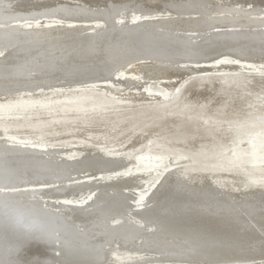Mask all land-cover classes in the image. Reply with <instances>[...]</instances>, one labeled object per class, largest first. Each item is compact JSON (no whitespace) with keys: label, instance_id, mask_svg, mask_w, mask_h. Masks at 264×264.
<instances>
[{"label":"bare ground","instance_id":"obj_1","mask_svg":"<svg viewBox=\"0 0 264 264\" xmlns=\"http://www.w3.org/2000/svg\"><path fill=\"white\" fill-rule=\"evenodd\" d=\"M104 1L111 6V12L100 14V16H104L102 19L104 22L98 25L79 23L77 19V22L71 23L64 21L34 23L35 21H29L30 17L36 18L51 8L65 5L61 0H0V67L2 66L0 73L15 70L17 66L22 65L19 62L25 61V66L32 61V63H39L35 65V68L45 69L49 72L48 75H56L62 80V85L53 89L38 90L33 94H22L6 99L0 98V136L2 137L0 141L3 143L0 144L1 149L16 151L15 154H24L26 150H29V154H33L35 150L38 151L36 156H29V159L25 155L18 158L12 156L3 158L0 155V167L10 169L20 180L29 182V186L25 184L16 187L14 191L22 194H34L41 208L58 213L60 217L57 229L59 242L53 243L38 237L20 240L16 258L19 264H56L59 261L55 259L57 248L62 253L60 259L64 261V264H169L167 260L174 258L175 255L180 259L189 256L195 261L182 264L233 262L231 256L235 258L239 255L240 249L242 250L240 245L249 238L256 239L257 234L261 235V232L250 230L249 226H245L247 224L245 220L241 224L239 223V226L243 227H232V224L228 223L229 218L238 213L245 214L251 211L264 222V58L252 63L220 59L218 61L220 66L209 68L157 63L155 64L156 69L149 68L148 70L152 73H159L162 67L167 71H174V77H183V82L173 101L167 99L168 97L166 99L164 96L162 97V93L159 92H163V90L157 87L149 88V91L160 94L161 101L158 102L157 99L156 104L153 105H148L151 102L145 103V105L138 104V107H133L132 111L127 112L125 110L122 112V108H119L121 110L119 111L116 107L118 110L116 113H111V110L98 112L91 110L106 108L107 103H111V106L115 103H119L116 106H127V103L124 102L130 97H115V94L124 88L123 84L127 81L137 82L146 78L145 75L142 77L138 75L143 69L138 70V74L135 73L138 76L129 74L126 69L118 73L117 80L123 84H112L113 93L110 95L107 93L111 86L107 87L103 82L96 85L79 86L76 83V85L72 84L71 79L80 81L86 78L88 72L92 70V67L95 68L98 65L102 57L111 56L114 40L119 36L126 35L125 39L130 37L124 46L130 45L132 49H137V52L157 54L165 50L164 44L167 41L177 40L180 42L186 39L190 42L193 40L199 42L198 46H193V50H198V48L208 47L210 43L219 42L223 39L222 35L228 33L243 34V36H245L244 34L264 35V8H261L264 7V0ZM119 1L124 4H118ZM132 4L137 6L138 10H135L137 13L144 11L146 6L152 5L155 8H168L163 11L170 10L174 15L169 14L167 18L159 15L150 17L151 19L137 14L129 16V10L126 9H130L127 8V5ZM198 9L202 11L200 12ZM183 10L185 12H182ZM114 14H119V17L114 19ZM93 15L98 17L99 14ZM90 17L84 15L83 19L86 21ZM23 19L26 20L22 21ZM17 20L21 21L17 22ZM73 34L75 35L72 36ZM198 38H201V41L197 40ZM215 45L217 46V44ZM222 46L224 45L222 44ZM10 64L11 66H8ZM158 65H160V69H158ZM216 67L218 69L234 68L237 71L231 73L219 70L217 73H207ZM4 77L0 75V86L5 83ZM213 79L221 81L220 84L223 85L224 93L221 95V99L216 100L217 103L206 102L205 105L199 107V111L196 110L202 112L200 116L186 119L190 124L198 125L205 130L206 143L210 142V144L204 143L199 146V143L200 149L196 148L198 154L195 153L191 158H182L176 155L174 159L181 162L176 168L173 166L167 168L168 170L163 169V159L167 156L166 151L148 153L146 157L154 156L151 160H144L143 155H139V158H136L140 161L139 168L123 171L130 165L128 151L122 157L123 152L109 150L107 147L101 146L98 147V152L95 154H84V152L82 154L80 151L78 152V148L69 153H58L53 145L54 139L60 132L63 130L74 131L81 124H105V121L115 117L124 116L125 118V115L142 117L148 112L152 114L159 112L160 114L170 108V110L185 114L191 110L189 106L194 103L180 105L181 97L190 91L188 89L197 92V85L195 86L197 82H207L206 85H208L209 81L212 82ZM206 85L203 86V89ZM78 95L90 97L93 99V103L82 104L79 101L70 100L66 104H56L57 107L49 110L50 113H48L49 111L39 112L41 107L38 105L51 97L70 98ZM131 95L133 96V94ZM126 130V128L119 129L113 134L125 133ZM33 133L36 136L45 137V143H40L42 139L39 137L38 144L28 141V137ZM204 134H201L203 139ZM249 136L251 141L244 142L243 140ZM172 141L178 146L184 142H193L192 137L184 138V136L173 138ZM258 142L263 143L256 145ZM248 143H252L254 146L250 147ZM142 146L145 145L142 144ZM227 147H230L231 151L225 154L224 150ZM171 149H173V145ZM31 150L34 151L31 152ZM170 152L174 154L172 151ZM62 161L72 162L76 165L93 164L95 167H100V171L111 168L117 172H115L116 175L111 174L112 176L109 177L100 175L93 178V181L88 183L89 186L48 185L50 184L48 180L45 181L48 175H44L47 173L41 171V167L43 166L42 168L45 170L51 168V172L54 168L55 172L65 173L66 167ZM73 177L75 178V176ZM155 178L157 181H154ZM87 189L92 190V193L86 198L70 200L71 196L77 193L82 192L81 194L84 195V190ZM133 189L136 191H132ZM139 190H142L143 193L137 194ZM147 192L149 193L147 194ZM138 197L141 199L138 200ZM136 199L138 201H135ZM260 241L262 242L264 239L258 240V242ZM250 244H248L247 250L254 248ZM212 252L215 253V256L209 257ZM262 252L264 253V251ZM243 260L237 258L236 263L228 264H264V262H253V259L247 260V262L253 263Z\"/></svg>","mask_w":264,"mask_h":264},{"label":"rangeland","instance_id":"obj_2","mask_svg":"<svg viewBox=\"0 0 264 264\" xmlns=\"http://www.w3.org/2000/svg\"><path fill=\"white\" fill-rule=\"evenodd\" d=\"M56 1H58V0H56ZM61 1L65 5L59 6L58 8H51L46 13L43 12L42 14L37 16L36 18L35 17H30L29 21H33V22L35 21L34 23H40V22L49 23V22H55V21L56 22L57 21H64L65 23H71V22H77V20H78L79 23L86 22V23H90V24H98V25H100V24H102V22H104L102 20L104 16L102 17V16H100V14L104 15V14H109L111 12V6L108 4V2H106L104 0H61ZM120 3H121V1H119L118 4H120ZM118 4H117V6H118ZM121 4L123 5L124 3H121ZM132 5H127L128 6L127 8H130V9H126V10H129V12H128L129 16H134V14H137V15H142V17H144V18L151 19L150 17H155V16H159V15H160V17H166V18L169 16V14L170 15H174V13L172 11H170V10L163 11L164 9H168V8H164V7L155 8L152 5L146 6L144 8L145 9L144 11H140L139 13H137V12H135V10H138L137 6L136 5L132 6ZM157 6H159V5H157ZM83 8H85V9L83 10ZM261 8L263 9L264 7H261ZM198 10H200V12L202 11L201 9H198ZM60 12H61V15H60ZM112 12L114 13L115 11L113 10ZM182 12H185V11L183 10ZM93 14H99V15H98V17H95V15H93ZM84 15H88L89 17L90 16L91 17L88 18L85 21V19H83ZM118 15L119 14L115 15L114 19L118 18L119 17ZM71 19H72V21H71ZM24 20H26V19H23L22 21H24ZM157 20H159V19H157ZM19 21H21V20H17V22H19ZM74 35L75 34H73L72 36H74ZM244 35L245 36H243V34H229L228 33V34L222 35L223 39L220 40L219 42H216V43L213 42L214 44L210 43V45L208 44L209 45L208 47L203 46L205 48H198V50H193V48H194L193 46H198L197 43L199 44V42H194L193 40H191L190 42H188L186 39L182 40L180 42H178L177 40L176 41H167V42H165L166 44H164L165 45V50H162L161 52H159L157 54H151V53L150 54H146V53H143V52H137L138 50L137 49H132L130 45L129 46L128 45L124 46V43L129 41L130 37H127L125 39L124 36H126V35L119 36V37H117L116 40H114L113 47H112V55L111 56L107 55V57H109V58H107L106 55H105L104 57H102L100 59V61L98 62V65H96L95 68L92 67V70L90 72H88L89 74L86 76V78L81 79L82 81L81 80L77 81L76 79L72 78L71 79L72 80L71 83L74 84V85L77 84V85L80 86V85H87V84L96 85V84H100V83L103 82V84H105L107 87L111 86L109 88L110 89L109 92L107 93V95H110L111 93H113L112 92L113 90L111 89L112 88V84H114V83L117 84V85H119L120 83L123 84L121 81L117 80V78H118L117 74L118 73H121V72L124 71V69H126V71L129 74L136 75L135 73H137L138 70L143 69L140 74H138V73L137 74L139 75V77H142V76L145 75V77L147 79L146 78H142V81L139 80L137 82H132L133 80L129 81V82L127 81V83L123 84L124 88H121L122 90H119V91L116 90L117 93L115 94V97H125V96L130 97V99H128L129 101L124 99L125 100L124 103H127V106H123V107L122 106H116V104L118 105L119 103H115V104L112 103L114 105L111 106V103H107L106 104L107 105L106 108L94 109V110L90 109V110L91 111H95L96 110V112H98L100 110L101 111H106V110L110 111L111 110L110 111L111 113H116L118 110L119 111L122 110V112H124L123 110H125V112L130 111V110L132 111L131 108L138 107V104L145 105V103H149V102H151V103L148 104V105L156 104V100L157 99H158V102L161 101L160 100V98H161L160 94H158V92L149 91V88H155V87H157L158 89L163 90V92H159V93H162V97L164 96L165 99L168 97L167 99H171L173 101L175 95L179 91L180 85L183 82V80H182L183 77H181V78L180 77H174L175 76L174 71L173 72L172 71H167L165 68L163 69L162 67L160 69V67H159L160 65H158V67H159L158 69L161 70V72H159V73H156V72L152 73V72H150V70H148L149 68H151V70H152V68L156 69L157 66H155V64H157V63L160 64V62L161 63L163 62V64H169V65L172 64L174 66H179V65L183 64V65H189V67H203V66H205V68H207V67L209 68V67H214V66H218V65L220 66V64L218 62V61H220V59H224V60L232 59V60H235V61H239L241 63L242 62H245V63L246 62H250V63H252V62H257V61L263 59L264 58V54H263L264 53V35H261V34H258V35L244 34ZM199 36H202V35H199ZM260 36H261V39H260ZM236 38H237V40H236ZM197 40L201 41V38H198ZM193 44H195V45H193ZM215 44H217V46ZM222 44L224 46H222ZM169 45H171V46H169ZM212 47H214V48H212ZM235 47L236 48L238 47V48L236 49ZM139 50H141V49H139ZM183 50H184V52H183ZM251 51H252V53H251ZM255 53L256 54L258 53V55H256ZM222 55H223V57H222ZM259 56H260V58H259ZM178 57H180V58H178ZM178 60H179V62H178ZM214 60L215 61L217 60L216 62H218V63L216 64V62ZM209 62H211V63H209ZM24 63L26 64L25 61L24 62H19V64H22V65L17 66V68L15 70L13 69V70H9L8 72L4 71L5 73H0V75L2 77L5 76L4 79H3L5 81V83H4V85L0 86V98L6 99V98L14 97V96H19V95H22V94H28V93L33 94V93L37 92L38 90L42 91V90H47V89H53V88L59 86L60 84L62 85V82H61L62 80H61V78L59 79L58 76H56V75L53 76L52 74L48 75L49 72L46 71L45 69H40L39 67L35 68V65L39 64L38 62L37 63H35V62L32 63V61H31V63L33 65L31 63H27L28 65H25V66H24ZM212 63H214V64H212ZM8 66H11V64L8 65ZM0 68H2V66ZM3 69H5V68H3ZM219 70L221 72H231V73L237 71V69H234V68L229 69V68H225L224 67V68L218 69V67H216V68L212 69V71H214V72L208 71L207 73H217V72H219ZM138 75H136V76H138ZM156 76L158 78H155ZM109 80H110V82H109ZM155 81H157V82H155ZM220 82H219V80L214 81V79L212 80V82L209 81L208 85H206L207 82H201V81L199 83L197 82L195 84V86L197 85L196 90L199 91V92L197 91L198 94H196L197 93L196 91H195L196 92L195 93V92H193L194 90L191 91L192 89H188L190 91H187L186 95L181 97V101H180L179 104L180 105H184L185 103L186 104L194 103V105L193 104L190 105L189 109H191V110L187 111V113L185 112V114L184 113L182 114L181 112H176V110L175 111L170 110L171 109L170 108L169 109L170 111L166 110V111H163V113L160 112V114H159V112H157V113L153 112V114L148 112V113H145V115L143 114L142 117L141 116L132 117V116H129V115H125V118H124V116L123 117H119V118L115 117L116 118V119L114 118L115 120L114 119H110L108 121H105V124H99V123L98 124L88 123L87 125L86 124H81V125H79L77 127L78 129H76L74 131H67V130L64 131L63 130L62 132H60L58 134V136H56L57 138L54 139L53 145H54V147H55V149H56V151L58 153H69V152H71V150L74 149V151H76L75 148H78V152L80 151V153H82V154H83V152H84V154H88V153L95 154L96 152H98L97 149L100 146L101 147H107V149H109V150H118L119 152L121 151V153L123 152L121 157L124 154L126 155L129 152L130 156H128V160H130L129 161L130 165L128 167H126V169H123V171H125V170L127 171V169L129 171L138 169L139 165H140L139 164L140 161H138L136 158H139V155L140 156L143 155L142 158H144V160H148V159L151 160V158H154V156L153 155H148L146 157V155L148 153L154 154V153H156L158 151H160L159 153H161L163 151H166L167 156L163 159V167L164 168L163 167H161V168L167 169V168H170V167H173V166L176 168V167H178V164L181 163V162H178V161H176L174 159V157L176 155H178V156H180L182 158H184V157L191 158V157L194 156L195 153L198 154L196 148L197 147L199 148V146H201L202 144L207 142V140L205 139V134H204L205 130L202 129L198 125L190 124L186 119H189V118L195 117V116H200L202 112H198L199 111V107L205 105L206 102L213 101L214 103H217L216 100L221 99V95L224 93V90L222 89L223 85L220 84ZM161 84H164L165 86L161 85ZM153 85H155V86H153ZM205 85H206V87L203 89V86H205ZM131 94H133L134 98H133V96ZM81 98H82V100H80ZM212 98L215 99V100H213ZM70 100L71 101L75 100L77 102L79 101L82 104H91V103H93V99H91L90 97H85V96H81V95L80 96L78 95L77 97H70V98L69 97H63V98L51 97L50 99L45 100V101H43L42 103H40L38 105V106L41 107L39 109V112L40 111H49V110L54 109L55 107H57L56 104H58V105H59V103H65L66 104ZM182 100H184V101H182ZM185 100H186V102H185ZM109 107H111V108H109ZM115 107L118 108V110ZM119 108L120 109L122 108V109L120 110ZM197 109H198V111H196ZM50 112L51 111H49L48 113H50ZM172 112H174V113L172 114ZM67 113L69 114L70 112H67ZM144 116H146V117L143 118ZM153 116H155V117H153ZM159 116H160V118H159ZM165 121H166V123H165ZM170 123H172V124H170ZM107 124L108 125L110 124L112 126H110V125L108 126ZM136 124H137V127H136ZM122 125H124V126H122ZM123 128L127 129L125 133L121 132V133H118V134H113L115 131H118L119 129L121 130ZM152 128H153V130H152ZM143 129H145V130H143ZM164 130H165V132H164ZM177 130H179V131H177ZM157 131H158V133H157ZM179 133H181V134H179ZM202 133L204 134L203 136H204L205 140L203 139V137L201 135ZM130 134H132V135H130ZM157 134H159V135H157ZM161 134H163V135H161ZM114 135H116V136H114ZM168 135H169V137H168ZM178 136L180 138H182L183 136H184V138L192 137V140H193L194 143L189 141V142H186V143L184 142L180 146L175 145V143L172 140H173V138H179ZM38 137L40 139H42L41 142H40V139ZM83 137H86V138H83ZM3 138L7 139L8 137H3ZM91 138H92V140H91ZM249 138H250V136L248 138L244 139L243 141L244 142L251 141V138L250 139ZM1 139H2V137L0 136V140ZM28 139H29L28 141H30L33 144L34 143L38 144L39 142L40 143H42V142L45 143V141H46L45 137H41L40 135L36 136L35 133L30 135L28 137ZM120 140H122V141L120 142ZM83 142H85V143H83ZM125 142H127V143H125ZM155 142H157V143H155ZM149 143H150V145H149ZM190 143H191V145H190ZM261 143H263V142H258V143H256V145H260ZM0 144L1 145L3 144L2 141H0ZM9 144H12V143H9ZM113 144H114V146H113ZM142 144L145 145V146H142ZM184 144H185V146H184ZM198 144H199V146H198ZM206 144H210V142L206 143ZM172 145H173V149H171ZM248 145L250 147L254 146L252 143H248ZM117 146L120 147L121 149L118 148ZM140 146L142 147V150H141ZM1 147L2 146H0V155L3 158H8V157L10 158L11 156L18 158V157H21V156L25 155V157L27 159H29V156H31V157L32 156H36V153L38 152L36 150H35L36 152L34 150H33L34 152L31 150V152H33V154H29V150L28 151L26 150V152L24 154H15L16 151H6V149L5 150H4V148L1 149ZM153 147H155V148H153ZM159 147H161V149H159ZM150 148H151V150H150ZM167 148L170 151H172V153H174V154H171V152ZM193 148L196 149V150H194ZM228 148H229V150H227ZM148 150H149V152H148ZM137 151H139V152H137ZM193 151H194V153H193ZM230 151H231V148L227 147L224 150V153L227 154ZM130 152H132V153H130ZM21 153H23V152H21ZM4 154H6V155H4ZM209 156H211V155H209ZM131 157H132V159H131ZM155 158L157 159L156 156H155ZM132 160H134V161L132 162ZM137 161H138V164H137ZM62 162L61 163L64 165V167H66L65 171H64L65 173L55 172L54 168H53V172H51V168H50V170H45L44 168H42L43 166L41 167V171L47 173V174H44V175H48L49 179L51 177H52V179H54V178L56 179V180L55 179L54 180H52V179L49 180L47 178L45 181L47 182V180H48V182L50 183L48 185H57V184L59 185L60 184V185H68V186H70V185H74V186L75 185L89 186L88 183H91L93 181V178L99 177L100 175H106V176L109 177V176H112V175H116L115 172H117L116 170H113L111 168L110 169L109 168L108 169H102L100 171V169H99L100 167L99 168L97 166L95 167V166H93V164L92 165H90V164H80V165L77 164L76 165V164H73L72 162H67V161L66 162L62 161ZM57 168L59 169V167H57ZM59 170H61V169H59ZM87 170H90V171L87 172ZM43 172H41V173H43ZM90 173H92V174H90ZM73 176H75V178ZM85 178H86V180H85ZM89 178H90V180H89ZM154 181H157V178H155ZM25 184L28 185L29 182H25L23 180H20V183H18L16 185V187H21V186H23ZM132 191H136V190L133 189ZM139 192H142V190H139L137 194H139ZM81 193H77L75 195H72L70 200L72 201V199L75 200L77 198H86L88 195H90L92 193V190H90V189L84 190V195H82ZM148 193L149 192H147V194ZM137 199L140 200L141 197H138ZM137 199L135 201H138ZM253 216H255V217H253ZM238 220H239V222H238ZM243 220H245V222H247V224H245V226H249L250 230H252V229L253 230H259V232H261V235L257 234L258 236H257L256 239L253 240V239L249 238V240H246L242 245H240L242 247V250L240 249L239 255H237L235 258H233L234 256H231L232 257L231 261H233V262H228V263H236L235 260L237 258L244 259L243 261H245V262H247V260H252V259H253V262H256V263L264 262V260H261V258H264V253L262 252V251H264V248H262V247H264V241L258 242V240H260L262 238L264 239V234H263L264 222H262L258 218V216H256L254 213H252L250 211V212H247L245 214L244 213H238L235 216L234 215L231 216L229 218V220H228V223H231L232 227L235 226V228H241L243 226H239V223L241 224V222H243ZM249 220H251V222H249ZM255 221H256V223H255ZM257 227H259V228H257ZM255 233H257V232H255ZM250 243H252V244H250ZM260 243H261V245H260ZM248 244H250L251 246L253 245V247L255 249L252 248L250 250H247L248 246H249ZM252 250H253V252H252ZM55 253H54L55 254V259L59 260L58 262H56V264H64V261H61V259H60L61 258L60 254H62L61 251L57 250V248H56ZM244 254H245V256H243ZM213 256H215V253L212 252V254H210L209 257H213ZM190 258H192V257L188 256L185 259H180L178 256L176 258V255H175L174 258L168 259L167 262L169 264H179V263L182 264V263H187V262L188 263H194L195 261L193 259H190ZM253 262H247V263H253ZM228 263H223V264H228ZM66 264H70V263H66ZM138 264H150V263H138ZM153 264H155V263H153ZM156 264H160V263H156ZM161 264H164V263H161ZM211 264H215V263H211Z\"/></svg>","mask_w":264,"mask_h":264},{"label":"clouds","instance_id":"obj_3","mask_svg":"<svg viewBox=\"0 0 264 264\" xmlns=\"http://www.w3.org/2000/svg\"><path fill=\"white\" fill-rule=\"evenodd\" d=\"M18 183V176L0 167V264H19L20 240L38 237L59 242V214L41 208L34 194L14 191Z\"/></svg>","mask_w":264,"mask_h":264}]
</instances>
